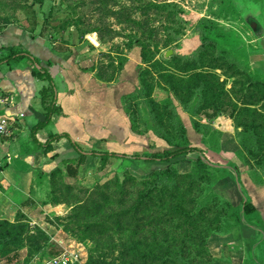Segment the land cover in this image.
Wrapping results in <instances>:
<instances>
[{"label": "trees", "instance_id": "1", "mask_svg": "<svg viewBox=\"0 0 264 264\" xmlns=\"http://www.w3.org/2000/svg\"><path fill=\"white\" fill-rule=\"evenodd\" d=\"M163 7H171V16L181 21L182 12L176 5ZM148 8L156 9L160 5L149 3L144 11ZM127 21L141 27L136 20L127 18ZM183 25L181 21V27ZM213 25L216 26L200 21L196 28L200 46L191 57L185 58L172 53L168 58L155 60L150 47L138 34L128 36L127 48H139L142 63H153V75L168 97L161 101L153 98L154 87L146 70L138 73L139 87L121 99L122 109L133 134L142 135L147 129L159 138H165L162 133L171 136L172 150L163 151L164 162L197 152L190 145L178 109L189 116L196 130L197 117L212 121L218 116H227L238 130L236 156L249 170L251 181L264 185V77L251 71L248 62L239 58V50L227 51L218 46L209 33ZM172 42L167 40L164 47L172 49ZM118 60V69L122 71L128 60L124 55ZM33 74L42 78L35 69ZM229 82L230 88H227ZM41 97L46 111L45 124L59 108L51 104L48 89H43ZM201 156L207 163L198 158L189 173L179 174L168 164L165 168H156L140 181L131 180L129 183L137 187L134 196L123 186L112 194L105 193L102 187L71 206L70 219H75L71 225L101 237L108 235L110 239L102 245L95 244L87 264H213L209 238L229 233L239 224L241 213L249 216L255 209L244 202L240 210L217 195L212 189L218 172L214 166L225 165L207 152ZM86 159L80 155L75 160L65 161L66 174L76 176L77 167ZM61 175L59 168L48 174L53 186L55 178L61 179ZM131 196L133 199L127 206ZM114 198L116 202H112ZM108 207L111 208L108 210ZM78 214L86 216L87 221L95 216L99 220L82 226ZM70 232L75 233L73 229ZM53 249L46 231L31 228L23 216L13 223L0 219V258L25 250L23 264L40 263L45 257L59 254Z\"/></svg>", "mask_w": 264, "mask_h": 264}, {"label": "rangeland", "instance_id": "2", "mask_svg": "<svg viewBox=\"0 0 264 264\" xmlns=\"http://www.w3.org/2000/svg\"><path fill=\"white\" fill-rule=\"evenodd\" d=\"M149 3L160 5V8H148L144 11ZM168 5H176L181 10L183 27L179 18L171 16L173 9L163 7ZM263 6L264 0H0V25L19 24L28 31L32 30L37 35L46 36L49 41L56 44L55 46L72 47V53L78 56L80 64L95 77H100L105 84L117 82L119 77L123 80L122 76H124L125 82L130 84V89L135 83V78L139 87L138 73L147 70L148 80L154 87L153 98L161 101L167 99L168 94L161 89L156 76L153 75L155 73L153 63H142L139 48H127L128 36L138 34L150 47L149 51L154 54L155 60L166 58L165 54L169 51L180 57H191L201 43L196 28L200 21L206 20L216 24L211 27L209 33L210 37L217 41L218 46L227 51L239 50V58L243 62H248V53L257 46L259 38L253 34L245 19L252 17L263 26ZM127 18L138 21L141 27L128 22ZM95 30L98 33L94 32ZM167 40H173L172 49L164 47ZM122 55L132 63L128 67L126 63L124 69L119 71L118 58ZM227 88H230V82ZM111 99V95L106 96L103 105H109ZM178 110L179 113L182 112ZM119 118L120 127L123 129L121 113ZM196 120L198 130L189 117H185L190 145L197 149L195 153L170 158L168 162L162 161L165 157L164 152L152 151L159 150V146L158 148L156 146L157 140L162 144L160 147L166 146L172 150V146L169 145L171 136L162 133L166 139L156 137L145 127L141 135L142 139L137 142L135 149H129L131 141H123L121 135L117 145L123 148L124 152L109 156L95 155L88 150L86 152L92 154L87 155L85 163L77 167L76 176L69 177L65 168H59L62 178L57 179V176L54 186L48 178V186L45 185L46 203L51 206L59 205L61 209L46 216L48 226L44 224L43 226L48 229L47 234L50 237L60 235L72 241L63 248L54 245L53 251L58 253L63 250L76 251L79 258H82V264H87L90 251L95 250V244L102 245L110 239L106 237L108 235L101 237L86 231L83 227L79 231L77 227L71 225V222L75 221L70 219L71 206H74L78 200H84L91 191L99 188L102 190V187L105 193L112 194L123 186V189L133 193L134 196L137 187L129 183L131 180L140 181L156 168H165L168 164L173 165L179 174L189 173L198 158L207 163L198 152H207L212 158L225 165L214 166L218 172L212 189L225 200L230 202L232 199L236 204L234 206L241 210L244 197L241 188L237 185L240 183L241 175L236 165L244 163L236 156L239 149L234 151L235 141L238 143V131L221 136L206 118L200 116ZM105 128L109 129V126ZM97 148L101 151L106 150L103 146H96L95 149ZM41 193L40 198H45L43 191ZM132 196L127 206L131 204ZM112 202H116V199H112ZM78 217H81V225L99 220L98 216L90 221L81 214H78ZM252 219L261 222L257 214L252 215L250 220ZM72 229L75 233L70 232ZM86 234L88 237L85 236ZM256 255L264 262V241L257 249ZM48 258L50 256L45 257ZM31 264H38V261Z\"/></svg>", "mask_w": 264, "mask_h": 264}, {"label": "crops", "instance_id": "3", "mask_svg": "<svg viewBox=\"0 0 264 264\" xmlns=\"http://www.w3.org/2000/svg\"><path fill=\"white\" fill-rule=\"evenodd\" d=\"M261 27L262 35L247 59L251 71L264 77V24ZM31 31L19 24L0 25V89L13 98L11 104L0 109V115L12 124L11 136L0 140V219L13 223L23 216L31 228L41 227L47 233L48 229L43 226H48L46 216L61 209L59 205L46 203L45 185L48 186V174L53 169L65 168V161L75 160L80 155L87 158L92 154L87 153L88 150L95 155L112 156L115 153L116 156V153L124 152L117 145L121 135L123 141H131V150L141 141V135L131 132L121 104V99L134 92L138 84L135 78L130 89L124 76L123 80L119 77L117 82L105 84L80 64L72 47L55 46L46 36ZM131 63L129 60L127 67ZM33 69L42 78L34 76ZM43 89L49 90L51 104L59 108L45 124ZM108 95H111V102L103 105ZM179 116L190 138L185 122L188 115L181 112ZM206 121L221 136L238 131L225 115ZM39 124L43 125L36 127ZM161 145L157 140L159 150L152 152L169 149ZM96 146L106 150L95 149ZM238 149L235 141L234 151ZM198 154L201 157V153ZM246 168L244 164L236 165L241 175L237 185L242 190L243 202L254 207V214L261 222L250 220L254 214L244 216L241 213L239 224L229 233L212 235L208 248L215 264H264L256 255L264 241V185L254 184ZM42 191L43 199L40 198ZM230 202L236 205L232 199ZM51 241L62 248L72 243L60 235L51 236ZM25 256L26 251L21 250L15 255L1 257L0 264H23ZM81 261L79 258L78 264H82Z\"/></svg>", "mask_w": 264, "mask_h": 264}, {"label": "built area", "instance_id": "4", "mask_svg": "<svg viewBox=\"0 0 264 264\" xmlns=\"http://www.w3.org/2000/svg\"><path fill=\"white\" fill-rule=\"evenodd\" d=\"M12 102L13 98L0 89V109ZM11 132L12 124L4 116L0 115V140L10 137ZM78 261L79 255L76 251L63 250L53 257L42 260L38 264H78Z\"/></svg>", "mask_w": 264, "mask_h": 264}, {"label": "water", "instance_id": "5", "mask_svg": "<svg viewBox=\"0 0 264 264\" xmlns=\"http://www.w3.org/2000/svg\"><path fill=\"white\" fill-rule=\"evenodd\" d=\"M263 8H264V6H263ZM245 21H246V24L251 29V31L253 32V34L257 38H259L262 35V27L259 24V22H257V20H255L252 17L246 18ZM171 54H172V51H169L167 54H165V57L168 58Z\"/></svg>", "mask_w": 264, "mask_h": 264}]
</instances>
